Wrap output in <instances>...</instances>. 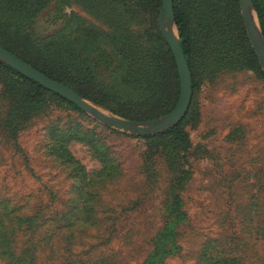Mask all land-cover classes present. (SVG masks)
<instances>
[{
    "label": "rangeland",
    "instance_id": "374dc122",
    "mask_svg": "<svg viewBox=\"0 0 264 264\" xmlns=\"http://www.w3.org/2000/svg\"><path fill=\"white\" fill-rule=\"evenodd\" d=\"M54 6L31 27L34 37L50 35L51 49L84 53L91 32L108 29L81 0L64 6L59 17ZM161 6L162 0L159 32ZM238 6L240 11L239 0ZM71 12L77 17L72 21ZM148 12L134 9L138 31L153 27ZM174 30L178 35L176 25ZM257 61L260 71L195 69V114L184 124L189 146L174 169L142 137L162 130L140 135L107 125L77 105L79 111L48 97L24 101L9 90L29 95L25 84L0 69V264H205L210 246L219 264H264V71ZM88 85L93 94L102 90L96 78ZM84 98L104 114L132 121L168 113L132 119ZM54 127L92 133L109 171L102 170L91 144L71 140L66 147L86 174L83 181L75 177L48 152ZM181 168L188 174L175 190L182 213L177 219L170 186ZM166 227H173V237L162 241Z\"/></svg>",
    "mask_w": 264,
    "mask_h": 264
},
{
    "label": "trees",
    "instance_id": "16d2710c",
    "mask_svg": "<svg viewBox=\"0 0 264 264\" xmlns=\"http://www.w3.org/2000/svg\"><path fill=\"white\" fill-rule=\"evenodd\" d=\"M71 1L77 0H0V45L50 78L69 86L84 97L106 105L121 116L149 119L169 112L179 95V77L171 49L157 27L156 17L161 0H81L90 13L108 24L106 31L91 32V40L84 53L74 47L51 49L49 45L52 42L48 40L50 35L34 37L31 32L34 19L42 10L54 4L59 17L63 7ZM252 2L264 36V0ZM139 7L148 9L153 27L150 25L141 31L134 28V9ZM173 14L180 46L191 75L192 94L198 86L196 68L205 69L210 74L225 68L249 67L260 71L245 33L238 0H173ZM69 18L72 21L77 17L71 12ZM0 69L25 84L29 95L17 87L9 90L23 97L24 101L35 99V102H39L41 98L48 97L73 110H80L74 103L27 78L1 60ZM95 78L102 87L97 94L87 90L90 86L88 83ZM97 86L94 84V87ZM112 99H118L120 103L114 106L109 103ZM164 101L168 105L160 110ZM134 105L143 107L135 108ZM140 110L142 112L137 113ZM194 114L191 101L179 123L157 134L142 136L160 150L172 169L181 159L180 153L189 146L184 124L191 121ZM50 137L54 142L48 148L49 154L68 164L78 179L83 181L86 174L83 166L66 147L71 140L91 144L94 152L101 155L100 159L104 163L102 170L107 172L111 168L104 154H101L102 150L93 143L92 133L88 134L77 127H54ZM187 174L181 168L170 186L173 195L171 212L177 219L182 213L179 211L180 200L175 190ZM172 228L166 227L162 231V241L172 240ZM209 249L211 246L203 252V255L208 254L204 256L205 264H209L208 260L219 264V255H211Z\"/></svg>",
    "mask_w": 264,
    "mask_h": 264
},
{
    "label": "water",
    "instance_id": "95a60500",
    "mask_svg": "<svg viewBox=\"0 0 264 264\" xmlns=\"http://www.w3.org/2000/svg\"><path fill=\"white\" fill-rule=\"evenodd\" d=\"M241 16L259 63L264 71V37L260 30L252 0H239ZM255 15L256 21L252 15ZM159 30L169 45L175 59L179 77V95L174 107L165 115L147 121H132L104 114L96 105L85 99L69 86L50 78L37 68L14 55L0 45V60L23 74L29 79L38 82L46 89L71 101L81 110L94 115L103 123L114 128L146 135L172 127L178 123L187 111L192 98L191 75L185 55L180 46L178 35L175 33L173 0H162L159 13Z\"/></svg>",
    "mask_w": 264,
    "mask_h": 264
},
{
    "label": "bare ground",
    "instance_id": "6f19581e",
    "mask_svg": "<svg viewBox=\"0 0 264 264\" xmlns=\"http://www.w3.org/2000/svg\"><path fill=\"white\" fill-rule=\"evenodd\" d=\"M252 15H253V17H254V20H255V22L257 23V21H256V18H255V15H254V13L252 12Z\"/></svg>",
    "mask_w": 264,
    "mask_h": 264
}]
</instances>
